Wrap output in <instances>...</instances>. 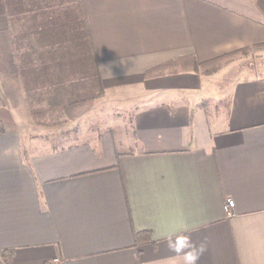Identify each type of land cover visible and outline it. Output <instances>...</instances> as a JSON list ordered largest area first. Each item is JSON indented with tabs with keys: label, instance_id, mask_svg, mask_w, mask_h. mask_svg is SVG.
<instances>
[{
	"label": "crops",
	"instance_id": "1",
	"mask_svg": "<svg viewBox=\"0 0 264 264\" xmlns=\"http://www.w3.org/2000/svg\"><path fill=\"white\" fill-rule=\"evenodd\" d=\"M56 2L21 26L74 13L76 0ZM77 4L98 91L130 109L74 135L87 98L44 125L0 89V251L13 250L2 264H183L168 247L177 236L206 244L197 264H264V0ZM11 36L0 14V54ZM244 49L250 62L202 70ZM141 231L150 237L136 243Z\"/></svg>",
	"mask_w": 264,
	"mask_h": 264
},
{
	"label": "rangeland",
	"instance_id": "2",
	"mask_svg": "<svg viewBox=\"0 0 264 264\" xmlns=\"http://www.w3.org/2000/svg\"><path fill=\"white\" fill-rule=\"evenodd\" d=\"M60 19H62L63 25L66 26L68 34L58 35L57 32L51 33L52 29H50L45 35H40L36 38L41 41H56L59 36L58 38H61L59 46H56V49H52V46L47 49V52H54L56 56L44 55L45 57H38L35 60L38 63L55 65L56 59L59 58L62 62V68L63 63L71 62L72 69L68 75V80L64 81V72L62 73L63 82L60 83L61 85H44L45 83L40 81L42 78L40 73L33 80L35 74L31 69L30 60L24 54L27 49L23 46V51L21 50L20 52L22 56L17 57L19 53L15 50L14 41L11 39L13 37H7V52L0 54V89L4 91L5 97L6 91L9 94L7 102L14 108L13 112L17 114H20V112L21 114H26L28 112L27 114L32 120L44 125L54 121H67L66 105L71 100L85 97L88 99L87 103H85L87 107L79 109L76 117H72L71 120L68 119L70 124L66 130L67 132L68 130L71 133L73 132L74 135L78 130H86L88 133L95 132L102 125L107 124L108 121H112L114 118L118 119L123 111L128 112L131 102L127 99L121 101L124 95L117 96L119 95L117 94L115 96L110 91L106 94L105 92L101 94V91H98L92 70L86 74V68H84V62H87L84 60L89 58L84 57V52L89 50L87 44L91 47L89 38L85 39L87 44L78 43L79 33L70 32L69 19L65 15H60ZM60 19L58 16L51 18L53 25H55L53 28H56V31L57 25H59L56 24V21H60ZM46 25L49 24L46 23ZM36 39H32V41L37 42ZM42 50L45 51L44 49ZM250 52V49L237 50L219 60L203 63L202 70L209 75L212 72L222 70L225 66L240 58L245 59V63H248L250 62L248 58ZM87 54L89 55L88 52ZM254 59L260 60L259 56H254ZM90 61H92V57ZM218 82L221 83L220 76Z\"/></svg>",
	"mask_w": 264,
	"mask_h": 264
},
{
	"label": "trees",
	"instance_id": "3",
	"mask_svg": "<svg viewBox=\"0 0 264 264\" xmlns=\"http://www.w3.org/2000/svg\"><path fill=\"white\" fill-rule=\"evenodd\" d=\"M58 0H0V14H5L8 16V22H9V29L11 32V37L12 40L14 41V47L17 53L19 55L17 57L22 56L21 55V49L22 47H26L28 50H26V57L30 60L29 63L31 64V69L34 72L35 76L33 80H35V77L37 74H41L42 78L40 81L44 82V85H59L60 83L63 82V72H64V81L68 80V75L70 73V70L72 69L71 67V62H65L63 63V68L62 62L60 59H56L57 62L54 64H42L38 63L35 58L38 57H45V56H56L55 53L52 52H47V50L43 51L42 48H47L50 46H59L61 43V38L59 39L57 37L56 41L55 40H46V41H41L37 40L38 36L40 35H45L46 32H48L51 28H53L55 25L50 24L46 25L47 22L43 20L42 23L39 21L33 19V23H30L27 25V29H24L21 25V16L23 15V12L26 11H33L31 12V17L37 16L35 9L38 8L41 10L42 15H48L45 10H48L50 13L54 14L55 11L58 10L56 2ZM54 2V3H53ZM47 7V8H46ZM60 9H63V7H60ZM67 9V8H66ZM70 12L72 10L71 7H69ZM74 13H70V16L67 18L69 19V26L70 27V32L71 33H79L78 36V43H86L85 39L89 38V43L91 44V39H90V32L88 31V26H87V18H85L84 13L82 12L81 6L77 4L76 0V5L74 7ZM55 15V14H54ZM47 18H45L46 20ZM57 32L58 35L65 34L67 32V28L65 25H63V21L60 20V24L57 25ZM24 29V30H23ZM56 29V28H54ZM23 30V31H22ZM31 39H36L37 42L32 41ZM58 40V41H57ZM17 44V45H16ZM87 44V43H86ZM88 45L89 50H86L87 52H84L85 55L84 57H89L87 58V62H84V68H86V74L89 73L91 70L94 74V76L97 75V69H96V59L94 57V52H93V44H91V47ZM22 46V47H21ZM42 51H41V50ZM235 52V51H234ZM231 52V53H234ZM230 54H224V56ZM45 55V56H44ZM58 56V55H57ZM92 57V61H90ZM218 67V66H217ZM63 70V71H62ZM65 71H67L65 73ZM67 76V78H65ZM61 85V84H60ZM62 123L61 121L59 122H53L50 124H58ZM1 124V123H0ZM2 130V125H0V131ZM135 242L136 243H141L143 240L149 239V235L145 231H141V233H135ZM13 250L12 249H7V250H2L0 251V255L3 258L2 262L9 261L12 257Z\"/></svg>",
	"mask_w": 264,
	"mask_h": 264
},
{
	"label": "clouds",
	"instance_id": "4",
	"mask_svg": "<svg viewBox=\"0 0 264 264\" xmlns=\"http://www.w3.org/2000/svg\"><path fill=\"white\" fill-rule=\"evenodd\" d=\"M168 247L177 254H182L183 264H197L200 256L206 251V244H195L188 236H177L168 239Z\"/></svg>",
	"mask_w": 264,
	"mask_h": 264
},
{
	"label": "built area",
	"instance_id": "5",
	"mask_svg": "<svg viewBox=\"0 0 264 264\" xmlns=\"http://www.w3.org/2000/svg\"><path fill=\"white\" fill-rule=\"evenodd\" d=\"M232 204H233L232 197L231 196L230 197H226L225 200H224V206L227 209V212H229V213H230L231 208L233 206ZM54 262H55V264H59L60 263L58 258H54Z\"/></svg>",
	"mask_w": 264,
	"mask_h": 264
}]
</instances>
